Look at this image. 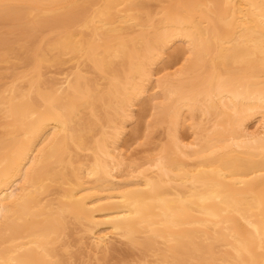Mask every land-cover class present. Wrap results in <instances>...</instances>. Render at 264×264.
<instances>
[{
	"label": "bare ground",
	"instance_id": "6f19581e",
	"mask_svg": "<svg viewBox=\"0 0 264 264\" xmlns=\"http://www.w3.org/2000/svg\"><path fill=\"white\" fill-rule=\"evenodd\" d=\"M155 1L0 0V264H264V0Z\"/></svg>",
	"mask_w": 264,
	"mask_h": 264
},
{
	"label": "rangeland",
	"instance_id": "374dc122",
	"mask_svg": "<svg viewBox=\"0 0 264 264\" xmlns=\"http://www.w3.org/2000/svg\"><path fill=\"white\" fill-rule=\"evenodd\" d=\"M149 5L153 11H155V9L160 8L159 7L160 4L155 0H149ZM45 34H48V32H45ZM49 37H50V35H49ZM14 47H15V49L18 48V46L15 44H14ZM69 59L70 58L68 56L64 57V60L67 61L66 65L54 67V69H52V70L60 71V70H64L65 68L68 69V67L72 65L70 62H68ZM179 59L182 60L181 57H178L176 59V61H174L175 59H170V60H172V61H170L169 56L166 55L165 58H163L162 62L159 63L154 68L156 77H161L164 74L175 73L178 69H180L182 67V64H183L182 63L183 60L180 61ZM48 68H49L48 66L43 67L41 72L46 73ZM24 69H25V67L22 64H20L17 60H15L13 57L9 59L8 63L0 64V89L2 87L8 86L11 83L12 75L17 74L19 72H23V71H25ZM145 98L147 99V96ZM144 99H142L138 102V105L136 106V110L134 112L135 113L134 121L131 124H129V126L127 125V129H126L127 132L124 134L125 136L123 135V137L120 141L122 148L127 150L129 152L128 154L133 156V158H135L136 160L138 157L143 158L144 156H147L148 154L149 155L154 154L156 151L155 148L157 147V145L159 146L163 142V139H162L163 138V132H164L163 127L155 128L151 134L152 137L150 140L146 141V139L144 138L145 134L148 133L147 130H145L146 129L145 126L147 123H149L151 121L150 120L151 118L148 119L149 116L147 117L148 114H147V112H145L146 110H143V108L145 106V100H146V99L145 100ZM147 119L149 120V122ZM143 120L147 121V123H145V121L143 122ZM187 123H188V120H187V117L185 116L184 124H183L182 128L180 129V134L182 137L185 138L184 141L189 142L191 140V134H190V131L187 127V125H188ZM252 123L249 124V130L250 131H253L254 126H256L254 121ZM131 131H132V133H131ZM123 146H125V147H123ZM134 154H135V156H134ZM137 161H139V160H137ZM119 249H120V251L118 253L110 255L107 258V264H125V263L126 264H138V262L141 260L140 258H141L142 253H141V250L139 248H135V249L131 248L130 249L129 247L126 248V246L121 245V246H119ZM75 250H76L75 248L72 249V251H75ZM123 250L126 251V253H124ZM149 255H151V254H149ZM154 258L155 257H153L151 255L147 259L149 261H153ZM91 264H95V262H92Z\"/></svg>",
	"mask_w": 264,
	"mask_h": 264
}]
</instances>
